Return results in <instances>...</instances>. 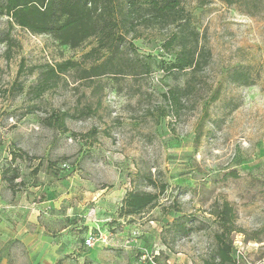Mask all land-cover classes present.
Wrapping results in <instances>:
<instances>
[{
	"label": "rangeland",
	"instance_id": "374dc122",
	"mask_svg": "<svg viewBox=\"0 0 264 264\" xmlns=\"http://www.w3.org/2000/svg\"><path fill=\"white\" fill-rule=\"evenodd\" d=\"M183 5L204 34L211 61L175 119L156 121L157 112L146 110L155 111L160 91L181 85L184 76L172 80L154 68L137 80L100 76L87 86L67 77L66 85L30 99L24 91L36 81L32 65L75 60L80 50L13 25L7 34L19 46L6 60L0 41V178L7 187L2 171L15 170L22 199L46 204L45 228L32 241L0 239V264H173L165 260L173 255L203 264L214 246L209 210L224 199L243 230L231 235L235 264H264V5L254 15L219 0ZM5 27L0 17V37ZM134 45L143 56L159 53L154 39L137 38ZM84 104L96 112L65 119L64 131L42 123L54 111L72 113ZM145 174L166 185L159 204L120 215L129 191L155 192ZM2 183L0 198L8 199ZM177 217L205 228L179 234Z\"/></svg>",
	"mask_w": 264,
	"mask_h": 264
},
{
	"label": "trees",
	"instance_id": "16d2710c",
	"mask_svg": "<svg viewBox=\"0 0 264 264\" xmlns=\"http://www.w3.org/2000/svg\"><path fill=\"white\" fill-rule=\"evenodd\" d=\"M236 7L240 12L254 15L264 5V0H219ZM0 17L5 20V31L0 41L5 44L4 56L9 60L11 48L19 42L10 35L13 25L33 34H48L56 45L71 50H80L78 59L65 58L54 63L32 65L29 73L36 72L35 83L24 91L22 82L16 81L14 88L30 99L42 97L48 89L67 84V77L74 83L87 86L86 82L100 76L119 81L124 74L134 79L147 77L154 70L166 78L178 80L181 85H168L160 91L162 104L155 111L146 113L157 117H179L183 111L184 99L189 97L199 83L200 74L209 65L211 52L204 34L193 24L192 15L186 11L183 0H0ZM137 38L154 39L158 42L159 53L155 56L139 54L134 41ZM23 70L19 68L20 74ZM96 91V89H94ZM138 92V89L134 91ZM216 94L210 96L214 100ZM96 105H99L97 101ZM93 107V106H92ZM90 104L78 105L71 113L58 110L42 119L46 126L66 130L64 120L92 115L97 107ZM95 130L87 135H93ZM6 172H11L8 176ZM3 180L12 193L17 192L15 183L18 173L4 169ZM147 185L155 192L129 191L122 200L120 215L140 214L145 207H156L165 184H156L150 174L143 176ZM165 210V209H164ZM213 216L215 230L212 232L214 246L203 264H235L234 244L231 235L243 232L236 226L234 205L227 200L214 202L209 210ZM176 231L187 235L191 231L203 230L204 223L194 226L192 219L177 217Z\"/></svg>",
	"mask_w": 264,
	"mask_h": 264
},
{
	"label": "crops",
	"instance_id": "0c3cea01",
	"mask_svg": "<svg viewBox=\"0 0 264 264\" xmlns=\"http://www.w3.org/2000/svg\"><path fill=\"white\" fill-rule=\"evenodd\" d=\"M2 182L0 178V183ZM2 186L5 189V196L8 195L9 198L5 197L2 200L0 198V239L20 238L32 241L34 231H42L45 228L46 217H41L40 213H44L46 204L42 201L35 203L22 199L23 192L12 193L4 183ZM18 212L23 214L22 217H19ZM165 260L175 262L173 264H192L189 258L179 255L177 257L173 255L171 258L165 256Z\"/></svg>",
	"mask_w": 264,
	"mask_h": 264
},
{
	"label": "built area",
	"instance_id": "2783aa9c",
	"mask_svg": "<svg viewBox=\"0 0 264 264\" xmlns=\"http://www.w3.org/2000/svg\"><path fill=\"white\" fill-rule=\"evenodd\" d=\"M85 245L90 246L93 243V238L91 236H88L85 241Z\"/></svg>",
	"mask_w": 264,
	"mask_h": 264
}]
</instances>
